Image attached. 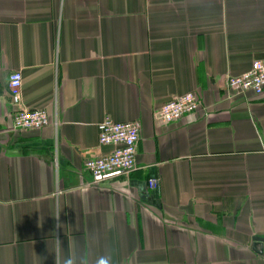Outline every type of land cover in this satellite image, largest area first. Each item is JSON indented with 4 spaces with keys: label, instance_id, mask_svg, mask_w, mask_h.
<instances>
[{
    "label": "crops",
    "instance_id": "crops-1",
    "mask_svg": "<svg viewBox=\"0 0 264 264\" xmlns=\"http://www.w3.org/2000/svg\"><path fill=\"white\" fill-rule=\"evenodd\" d=\"M261 57L264 0H0V264H264V90L226 86ZM105 116L136 167L94 185Z\"/></svg>",
    "mask_w": 264,
    "mask_h": 264
},
{
    "label": "built area",
    "instance_id": "built-area-1",
    "mask_svg": "<svg viewBox=\"0 0 264 264\" xmlns=\"http://www.w3.org/2000/svg\"><path fill=\"white\" fill-rule=\"evenodd\" d=\"M20 72H12L8 77V89L14 101L18 99L21 86ZM226 86L231 91H251L260 94L264 90V57L254 59L250 67L226 78ZM198 99L192 92L178 95L161 105L157 118L173 121L193 113L198 107ZM49 124V117L43 108L19 109L12 116L13 128L19 130L39 129ZM140 125L137 121H115L105 116L97 125L98 144L112 146V150L101 156L91 157L84 163L92 184H99L113 176L128 174L136 167V150ZM154 180L149 181L153 187Z\"/></svg>",
    "mask_w": 264,
    "mask_h": 264
}]
</instances>
